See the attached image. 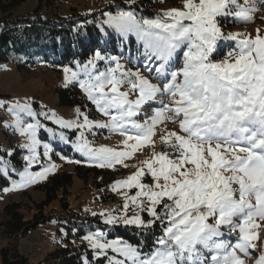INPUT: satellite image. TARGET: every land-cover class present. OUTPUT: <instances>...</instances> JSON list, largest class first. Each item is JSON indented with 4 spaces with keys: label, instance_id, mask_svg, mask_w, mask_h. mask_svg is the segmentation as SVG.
Returning a JSON list of instances; mask_svg holds the SVG:
<instances>
[{
    "label": "snow or ice",
    "instance_id": "1",
    "mask_svg": "<svg viewBox=\"0 0 264 264\" xmlns=\"http://www.w3.org/2000/svg\"><path fill=\"white\" fill-rule=\"evenodd\" d=\"M108 7L115 11H102L100 30L114 34L120 47L134 38L137 67L125 68L118 56L99 49L74 67L63 66L65 85L78 83L107 120L90 119L79 107L70 120L36 109L30 99L0 100L14 131L26 138L19 147L27 152L23 170L10 165L14 150L0 154V177L11 183L4 190L25 188L55 171L54 163L42 162L53 148L41 132L108 169L127 168L126 159L150 144L151 157L111 185L122 204L92 213L104 217V228L131 227L143 239L133 244L108 239L103 229L91 231L83 237L91 258L82 253L80 264H246L238 253L253 254L257 220L264 221V35L225 33L221 20L249 22L256 8L247 0H183L182 7L147 18L138 0H114ZM222 42L234 47L217 59ZM168 121L174 127L155 139L157 126ZM93 129L119 133L122 147H93L86 138ZM255 264H264V248Z\"/></svg>",
    "mask_w": 264,
    "mask_h": 264
},
{
    "label": "trees",
    "instance_id": "2",
    "mask_svg": "<svg viewBox=\"0 0 264 264\" xmlns=\"http://www.w3.org/2000/svg\"><path fill=\"white\" fill-rule=\"evenodd\" d=\"M20 1L22 0H10L7 3L0 1V63L15 62L18 70L22 67H35L42 63L57 67L74 66L75 60L86 61L97 49L111 55L125 56L129 53L137 56L134 38L131 45L120 47L115 35L105 36L97 23L103 18L102 11H115L108 7L114 0L85 16L75 12L70 15L43 13L42 0H39L32 12L19 15L11 13L9 7ZM179 1L138 0V4L140 12L145 17L154 18L157 13L175 7ZM115 2L120 3L121 0H115ZM243 2L244 0H241V3ZM247 2L254 7L264 4V0H247ZM247 23L235 22L232 18L221 20L222 28ZM224 43L220 45V56L224 55L228 47H234L233 43L228 42V47H225ZM130 62L133 63V59H130ZM55 92L60 105L76 106L93 115L94 107L86 99V95L77 83L67 86L59 85L55 88ZM31 101L34 105H40L37 100L31 99ZM44 136L47 138V134L44 133ZM5 150H14L15 154L10 158V165L22 170L24 151L19 145L11 141L3 148L0 143V154H3ZM5 159L9 158L5 157ZM74 168V172L83 182L89 179L93 181L95 187L101 192L99 198L102 200L113 198L108 188L111 187L114 179L119 177V173L108 168L90 165L84 159L76 163ZM73 175V172L60 170L34 184L35 188L44 192L45 198L36 204V213L31 218H25L22 214L19 201H11L4 205L0 229L8 242L0 249V264H80L82 253L88 252L91 258L87 242L83 240V237L98 229L108 232V238L118 236L133 244L143 239L137 236L134 228L122 226L104 228V221L99 215L84 216L79 210L73 209L68 202L69 186L73 181ZM13 177L17 175L13 174ZM7 185L9 181L0 177V189ZM54 200H58L60 208V214L55 217L54 248L37 260H31L28 255L20 251V241L37 223L46 222L52 217L51 214H45L44 207Z\"/></svg>",
    "mask_w": 264,
    "mask_h": 264
},
{
    "label": "rangeland",
    "instance_id": "3",
    "mask_svg": "<svg viewBox=\"0 0 264 264\" xmlns=\"http://www.w3.org/2000/svg\"><path fill=\"white\" fill-rule=\"evenodd\" d=\"M0 1L7 3L10 0ZM109 1L111 0H42L41 10L43 13L49 14L70 15L75 12L76 14H82L85 16L99 10ZM38 3L39 0H22L19 3H15L10 6L9 11L17 15L26 14L32 12ZM182 5L183 0H180L175 4V7H182ZM255 8L256 11L251 14L253 17L251 21L247 24H241L239 26H231L229 28L223 27L224 32H247L249 35L254 37L257 34V30H259V34L264 35V4ZM115 56L120 58V63L123 64L125 68L135 69L137 67V56H132L129 53L125 56H121L119 54ZM223 57L224 56H221L218 59H223ZM130 59H133V63L130 62ZM20 69L21 70L17 69L15 62L0 63V100H3L5 103L14 102L16 100L23 103L26 99L37 100L40 105H34L36 109L44 106L43 108L46 111L55 112L59 117L64 119H77V107L60 105L55 92V88L57 86L65 85L63 66L57 67L47 63H42L35 67H22ZM141 71L144 75H147L146 72H143V69H141ZM153 82L156 81L154 80ZM121 90H127V86H122ZM132 98L135 97L132 96ZM93 107L94 111L93 115H90V119L101 121L107 120V117L100 114L94 105ZM84 112L88 113L87 111ZM140 119L142 121L144 117L141 116ZM12 120L13 116L7 108L0 107V121L7 122V125L0 123V143L3 148L9 145L11 141L20 145L21 143H24L26 139L24 136H21L18 132L14 131V128L11 126ZM48 126L57 127L51 121L48 122ZM173 127L174 125H172L170 121L165 124L158 125L155 139L158 140V137L163 134L165 128L172 129ZM92 132L95 133V135L86 133V138L92 141L93 147H99L101 145L114 148L122 147L124 137H122L119 133H112L107 129H93ZM76 134L78 135V133ZM69 135L72 134L69 133ZM38 136L42 139V141L50 142L53 148V152L50 154V160H44L42 162L44 164L54 163L56 165L54 172L64 170L74 173L73 181L69 186L68 196V202L73 209L75 208V210H79L84 216H93V212L100 213L102 211L114 210L122 204L124 197L117 192H113L111 187L108 188V191L112 194L113 198L102 200L99 198L101 194L100 190L95 187L91 179L87 182H83L77 176L74 172V167L77 163L76 161L84 159L86 162V159L82 157L81 154L75 152L70 145H66L58 140H52L49 135H47L46 138L43 132L38 133ZM72 138L75 139V136L73 135ZM160 148V144L157 143L155 145V151H160ZM23 151L24 155H26V150ZM40 151L42 152V148ZM152 152V145H144L134 154L133 157L126 159L125 163L129 165L127 168L122 165H116L114 169H110L119 173V177L115 178L114 181L131 175L134 171H136L140 161L151 157ZM32 170L39 171L40 168L39 166H34ZM54 172H49L46 178ZM13 179H19V176L17 175V177H13ZM149 182L150 178L145 180V183ZM5 188H11L10 181L9 185L0 189V222L3 219L2 208L6 203L19 201L22 206V214L25 218H31L32 215L36 213V204L40 203L45 198L44 192L35 188L34 184H30L25 188L12 189L10 191H5ZM128 194L133 195L134 190L129 191ZM59 209L58 200H54L49 205H46L44 207V212L45 214H51L52 217L46 222L37 223L30 230L29 234L21 239L20 251L28 255L31 260H37L39 257L44 256L48 251L54 248L56 230L55 217L60 214ZM131 214V212L127 213V215ZM101 218L104 221V217ZM257 224L259 225V228L257 229L258 239L255 241L257 248L253 250V254L247 257H244L242 253H238L246 260V264H255L256 256H258L260 249L264 248V221L258 219ZM235 236L236 234L233 233V242H235ZM7 242L8 239L2 235V231L0 229V249L2 246H5Z\"/></svg>",
    "mask_w": 264,
    "mask_h": 264
}]
</instances>
